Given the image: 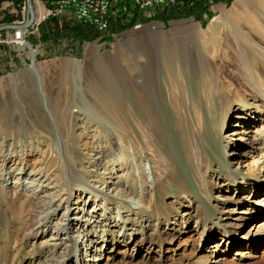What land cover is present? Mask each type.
I'll return each mask as SVG.
<instances>
[{
    "label": "rangeland",
    "instance_id": "374dc122",
    "mask_svg": "<svg viewBox=\"0 0 264 264\" xmlns=\"http://www.w3.org/2000/svg\"><path fill=\"white\" fill-rule=\"evenodd\" d=\"M196 12L0 32V264H264V0Z\"/></svg>",
    "mask_w": 264,
    "mask_h": 264
},
{
    "label": "built area",
    "instance_id": "2783aa9c",
    "mask_svg": "<svg viewBox=\"0 0 264 264\" xmlns=\"http://www.w3.org/2000/svg\"><path fill=\"white\" fill-rule=\"evenodd\" d=\"M195 1L197 0H42L44 15L37 20L34 18L33 23L24 28L23 36L29 42V35L38 32L41 22L69 14L78 22L91 26L99 34L97 39L100 41L105 37L117 39L121 36L120 34H126L133 28H143L144 25L153 22L152 16L158 11L172 6L189 7ZM14 6L18 5H14L13 1L3 0L1 2L0 15L6 16L5 12L8 11L10 14L15 13V16L14 20L0 24L20 25L25 20L27 17L25 1L21 6L22 10L18 11L17 8L15 10ZM122 26V30L118 31L117 28ZM7 35L12 38L11 42H13V36L17 37L18 33L13 30V33L7 32Z\"/></svg>",
    "mask_w": 264,
    "mask_h": 264
},
{
    "label": "trees",
    "instance_id": "16d2710c",
    "mask_svg": "<svg viewBox=\"0 0 264 264\" xmlns=\"http://www.w3.org/2000/svg\"><path fill=\"white\" fill-rule=\"evenodd\" d=\"M3 1V0H0V2ZM199 1V0H197ZM195 1V3L197 2ZM203 0H201L199 3H193V5L189 6L186 8L185 12H184V15H180V13L177 11V10H172L170 11L169 8L168 9H163L161 11H158L156 12L152 18L153 19H160L162 20L163 22H165L166 20L168 19H173V18H178L179 15L180 16H188V15H194V16H198V12H196L198 10V6H200V3L202 2ZM193 6V7H192ZM178 12V13H177ZM57 18H50V19H47L43 22H41L39 24V30H41V36L42 38L45 40L47 38H49L48 36H51V38L55 39L57 38V36L59 35V30H56L55 28L53 30H51V22H54L56 21ZM7 20V19H5ZM5 20H3V22H6ZM61 20V19H60ZM7 21H10V20H7ZM2 23V21L0 22ZM81 25H77V28H78V36L83 38V39H93L95 37H97V32L91 27V26H88L84 23H81L79 22ZM83 25V26H82ZM76 27V26H75ZM123 26L120 27V28H117L118 31L122 30ZM63 31H65V27L63 28ZM68 33H66L65 35H67ZM76 34V33H75ZM63 36V35H62Z\"/></svg>",
    "mask_w": 264,
    "mask_h": 264
},
{
    "label": "bare ground",
    "instance_id": "6f19581e",
    "mask_svg": "<svg viewBox=\"0 0 264 264\" xmlns=\"http://www.w3.org/2000/svg\"><path fill=\"white\" fill-rule=\"evenodd\" d=\"M44 15V11H43V9L41 8V5H38L37 7H36V10H35V15H34V12H33V16H34V18L36 17V20L37 19H40L42 16ZM251 24V23H250ZM192 27H193V29H196L198 32L200 31V26L199 25H197V24H192L191 25ZM251 26H252V24H251ZM255 26V28L257 29V30H262V28H264V27H262L263 26V24H260V23H258V24H256V25H254ZM25 27H23V26H20V25H17V27L14 29V30H22V29H24ZM216 31L214 30V29H211V31L209 32L210 33V35H212L213 33H215ZM17 33H18V36L16 37V43H17V45L19 46V48H24V47H29V48H31L29 45H28V43H26L24 40H23V31H17ZM36 54V52H35V50H33V49H30V51L28 52V55H29V58H31V59H34V55ZM240 58H241V60H242V65L246 68V75H245V78H247L248 79V81L250 82V79H253V76H254V72H251L250 73V76H249V71H250V69L248 68V64H247V62L246 61H244L243 60V58H242V56H240ZM245 73V72H244ZM37 77H38V75H37ZM36 77V78H37ZM39 79H40V76H39ZM246 80V79H245ZM40 81V80H39ZM151 85V84H150ZM150 85H148V87H150ZM251 86H253V81H252V83H251ZM39 87H41V84H39ZM263 93H264V91H263ZM51 113V112H50ZM52 115V114H51ZM34 180L35 179H33V180H31L30 181V185H31V183H34ZM80 186V185H79ZM90 193V192H89ZM71 196V194H67V196H65L66 197V201L68 200L69 201V197ZM71 198V197H70ZM65 199V198H64ZM48 203L49 202H45V204L46 205H48ZM80 221V220H79ZM264 226V225H263ZM263 226L262 227H260L259 228V226H258V228H256L255 230H254V232H255V234L256 235H258V237H262L263 235H264V228H263ZM66 230H67V228H66ZM261 231V232H260ZM263 233V234H262ZM53 239V238H52ZM74 246H75V248L77 247V243H76V245L74 244ZM215 249V248H214ZM76 250V249H75ZM241 256H243L244 257V255L246 256V252H242L241 254H240ZM222 259H225L223 256L222 257H220L217 261H220V260H222Z\"/></svg>",
    "mask_w": 264,
    "mask_h": 264
},
{
    "label": "water",
    "instance_id": "95a60500",
    "mask_svg": "<svg viewBox=\"0 0 264 264\" xmlns=\"http://www.w3.org/2000/svg\"><path fill=\"white\" fill-rule=\"evenodd\" d=\"M33 3L34 0H25V4H26V10H27V17L25 18V20L20 24V26L23 27H28L33 23L34 20V16H33ZM17 27V24L14 23H3L0 24V32L1 31H8V30H14ZM32 63V60H31Z\"/></svg>",
    "mask_w": 264,
    "mask_h": 264
},
{
    "label": "crops",
    "instance_id": "0c3cea01",
    "mask_svg": "<svg viewBox=\"0 0 264 264\" xmlns=\"http://www.w3.org/2000/svg\"><path fill=\"white\" fill-rule=\"evenodd\" d=\"M221 6V5H220ZM221 7H223V6H221ZM218 8H219V6H218ZM220 11H221V8H220Z\"/></svg>",
    "mask_w": 264,
    "mask_h": 264
}]
</instances>
